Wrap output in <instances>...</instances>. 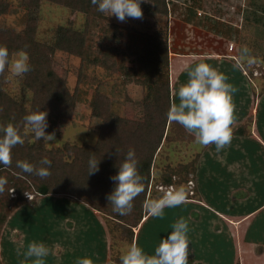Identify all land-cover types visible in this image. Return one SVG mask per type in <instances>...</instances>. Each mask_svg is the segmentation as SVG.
<instances>
[{"label":"rangeland","instance_id":"obj_1","mask_svg":"<svg viewBox=\"0 0 264 264\" xmlns=\"http://www.w3.org/2000/svg\"><path fill=\"white\" fill-rule=\"evenodd\" d=\"M168 1L170 13L167 26L169 46L172 51H203L208 48L209 42L214 41V38L205 39L203 30H201L203 27L199 26L201 29L187 27L184 21L190 8L199 19H204V28L210 29L214 26L215 31L227 38L235 37L237 45L234 44L233 51L240 52L247 44H254L252 48L255 50L259 48L258 44L264 46V0ZM0 2L7 4L6 10L0 13V37H4L5 31H23L30 23L35 24L34 40L44 43V45H51L55 42L60 28L71 27L86 31V44L91 48L93 54H97L95 49L100 43H116L124 47L128 41L129 33L153 32L163 28L166 23L164 16L153 14V5L149 0H141L142 18H127L121 22L115 15L99 13L90 17L87 26L86 15L83 12L67 7L59 1L42 0L37 7L29 6L25 0H0ZM215 16L217 19L214 18ZM209 18L213 20L208 23ZM245 41L247 44L244 43ZM224 43H228L227 47L230 45L229 42ZM217 45L221 46L219 43ZM17 52L18 50L13 51L11 56ZM169 55L172 54L169 52ZM45 57L53 71L61 79H64L65 86L74 99L71 112L63 108L62 116L53 112L48 113L47 128L49 130L47 133L55 132V140L49 141V143L43 140L46 147L94 145L104 122L102 116L94 115L93 103H95V99L102 104V111L109 112L110 118L119 117L131 124H144L147 114L151 111L150 109L148 113L145 111L148 100L145 99V88L142 85L127 81L119 72H113L99 64L83 62L80 56L65 50L46 51ZM131 61L132 57H129L127 64L131 65ZM170 70L169 65V80H171ZM3 85L4 89L24 109H31L34 93L24 85V75L11 76L6 66ZM117 127L119 126L117 125ZM122 127L120 124L119 128ZM167 127L166 132L169 131V135L166 140H162L163 145L158 148L155 155V161L151 168V184L153 180V185L149 184L148 188L154 193L161 194L179 188L183 189L184 196H191L194 191L197 193V189L195 183L190 184V180L184 182L178 176H173V179L180 181V184L176 186L175 184L164 185L159 182L156 184V180L170 175L171 168L178 169L182 164L186 165L190 159H193L196 152H199L200 157L207 146L196 143L195 137L175 121H171ZM24 130L27 133L25 141L31 144L36 139L29 135L31 131L28 130V125ZM75 156L76 154L73 153L72 158ZM66 158H68L67 155ZM77 170L79 171V166ZM186 170V168L182 170V173H186ZM210 186L215 190L216 184L210 183ZM223 186L219 185V193L223 194L222 202L219 198L221 209L224 208V205L228 208V203L224 202L226 199L244 198L245 193L239 189L232 193L233 198H231L232 194L228 192V188ZM10 192L12 196L15 195L13 189H10ZM25 196L29 201L11 210L1 229L0 259L2 264H32V258L25 257L23 252L26 251L27 245L33 241L43 242L50 249L49 255L44 258L45 264H76L77 258L86 257L85 254H76L75 246L77 245L78 248L81 247V250L90 247L89 245L93 246L95 250V255L92 256L93 264H120L121 253L130 245L129 233L123 232L113 223L108 225L104 220V214L100 211L65 194L40 195L35 202L30 201L33 193L26 192ZM182 204L165 207L164 217H158L163 220L164 226L157 229V231H161L157 233L159 237H155L156 234L153 235L154 230L150 224L144 226L146 237L152 235L153 240L145 238L147 242H154L157 245L161 237H166L170 233L171 229L168 227L172 225V208L181 210L182 207H185ZM191 213L190 209L188 212L190 217ZM182 214L186 217V213ZM141 222L132 228L133 242L135 243ZM249 223L245 222L244 226ZM251 224L258 226L256 238L259 239L261 246H256L253 250H244L243 245L236 248L234 240L239 237L237 233L234 235L231 232L233 237L230 236L228 242L227 239L221 240L222 234H227V232H224L220 227L219 231L212 227L211 233H219V240H217V245L210 248L211 255L207 257L215 258V260L219 258L223 261L222 264H233L235 258L242 261L244 255L249 264H264V250L262 251L264 247V211L256 215ZM196 226L198 227L195 228V232H188L191 241L189 248L193 242L198 241L197 234L201 232L200 225ZM191 233L193 234L191 235ZM213 237L215 238V236ZM144 243L139 246L143 247ZM221 243L222 247L219 248L218 245ZM203 251L204 249L198 248V245L196 249L195 247L191 249V253L194 252V254L196 252L202 255ZM255 256H259L261 260H256Z\"/></svg>","mask_w":264,"mask_h":264},{"label":"trees","instance_id":"obj_2","mask_svg":"<svg viewBox=\"0 0 264 264\" xmlns=\"http://www.w3.org/2000/svg\"><path fill=\"white\" fill-rule=\"evenodd\" d=\"M42 0H25L29 6L37 7ZM62 2L65 6L83 12L86 15V26L93 15H98L97 7L91 0H52ZM153 7L152 12L157 16H164L166 23L163 28L153 32L129 33L128 41L124 47L114 43H100L96 47L97 54H93L91 48L86 44V31L77 30L71 27H62L57 32L55 42L51 45H44L34 40L35 24H27L23 31H5L4 37H0V45L6 46L9 55L13 51H25L29 56L31 70L24 75V85L33 91V104L31 109H24L15 98H13L3 85L4 71L0 72V124H14L23 140L27 137L25 127L27 126L24 117L27 114L37 111L57 113L62 116L63 108L71 112L74 106L73 96L65 86L64 79H61L50 67L46 59V51L65 50L81 57L83 62L99 64L113 72H119L127 81L142 85L145 88V99L147 114L144 124H131L119 117H109V112L102 111V104L94 100V115L104 118L97 142L94 145L75 146L65 145L64 147L48 148L43 139H36L32 132L31 137L36 140L31 144L26 141L17 144L12 149V163L0 165V176L6 178L4 191L0 192V232L9 216L14 210L29 201L25 196L26 192L33 193L31 202H35L38 196L54 194L69 195L80 202L87 204L93 209L104 214V220L109 225L113 223L120 227L123 232L129 233L130 244L133 243V227H136L142 218L148 213L144 204L148 200L158 198L161 193H154L149 189L151 184V168L155 161L158 148L163 145L169 135L167 125L171 124L168 116L169 106L172 103L169 80L170 46L168 36V15L170 13L168 0H149ZM7 4L0 2V13L4 12ZM189 15V14H188ZM188 18V17H186ZM244 41V40H243ZM244 43L247 44L245 41ZM254 44H247L250 55L255 60L259 69L264 67V46L258 44V49L252 48ZM260 45V46H259ZM261 47V48H260ZM132 57L131 65L127 59ZM259 65V66H258ZM243 65L252 75L253 68ZM262 87L264 90V75H261ZM251 118L243 122L238 128L232 130L235 134L247 135L251 130ZM120 124L122 128L120 129ZM117 125L119 127H117ZM184 128V127H183ZM185 129V128H184ZM49 129L46 128L47 132ZM134 149L138 160V170L143 176L144 190L134 199L133 210L124 216L112 210V205L106 199L114 188V182L110 179L118 171L119 163L124 159L129 149ZM119 150V152L117 151ZM76 156L72 158V154ZM66 155L70 158H66ZM48 157L52 161L50 174L40 177L34 173H25L16 166L17 160L28 161L39 167L42 157ZM95 156L100 160L99 171L88 175V159ZM72 158V159H71ZM199 152H196L193 159L186 165L171 168L170 175L156 180L164 185H178L180 181L173 179V176L193 181L195 176ZM79 166V171L77 167ZM186 173H182V170ZM190 176V177H189ZM153 185V180L152 184ZM10 189H13L14 196ZM196 196L194 193L191 196ZM141 232L138 233L136 242L140 244ZM231 235L226 234V239ZM225 239V240H226ZM246 240L248 236L246 233ZM0 264L2 261L0 259ZM238 264V263H236Z\"/></svg>","mask_w":264,"mask_h":264},{"label":"clouds","instance_id":"obj_3","mask_svg":"<svg viewBox=\"0 0 264 264\" xmlns=\"http://www.w3.org/2000/svg\"><path fill=\"white\" fill-rule=\"evenodd\" d=\"M101 13L115 15L123 22L127 18H142L141 0H91ZM255 63L247 47L240 50L239 59L233 65L251 67ZM7 66L11 76H22L31 70L28 54L21 50L11 57L6 46L0 45V72ZM238 89L228 82V77L214 66L199 62L187 69V80L176 92L177 100L169 106L167 116L170 120L182 125L193 133L195 142L207 146L215 144L219 152L232 140L231 125L234 120V104L232 97ZM24 121L36 139L45 142L55 140V132L47 133V112L37 111L25 115ZM24 140L18 128L12 124H0V165L12 163V149ZM119 152V150L117 149ZM37 167L28 161L17 160L16 166L25 173H34L40 177L50 174L52 161L42 157ZM100 160L95 156L88 159V175L99 171ZM114 182L113 190L106 199L112 205V210L121 216L133 210L134 199L144 190L143 176L138 170V160L134 149H129L124 159L118 165V171L110 177ZM6 178L0 176V192L4 191ZM185 201L183 189L166 191L158 198L148 200L144 207L153 217L163 218L165 207H174ZM172 231L161 237L154 252L149 254L137 243L127 246L120 257V264H188L189 244L188 222L179 218L171 225ZM50 249L43 242H31L23 255L32 258V264H45V257ZM76 264H93L89 257H79Z\"/></svg>","mask_w":264,"mask_h":264},{"label":"crops","instance_id":"obj_4","mask_svg":"<svg viewBox=\"0 0 264 264\" xmlns=\"http://www.w3.org/2000/svg\"><path fill=\"white\" fill-rule=\"evenodd\" d=\"M198 13L200 14V12ZM188 14V18L184 21L187 27L189 29L203 27L200 29L203 30L205 39L214 38V41L209 42L208 44L210 45L203 51H172L170 46V53L172 54L170 55V89L172 102L177 100L176 92L179 86L187 80L188 67L203 61L225 74L228 77V82L238 89L232 97L234 120L231 129L235 130L249 118L252 121L249 134L232 133L231 142L219 152L216 151L215 144L207 145L199 157L193 178V183H195L197 189L196 196L193 198L185 197L184 204L181 203L185 207H182L181 210H179L180 208L174 210L172 208L173 220L171 224L183 217L188 222L189 231L195 232V228L198 227L196 225H200L201 227L199 229L201 232L197 234L198 241L193 242L192 246L196 249L198 245V248H203L204 251L202 255L196 253L198 251L195 254L194 252L191 253V249L194 248H191V246L189 248L188 263L222 264L223 261L219 258L215 260V258L207 257L211 255L210 248L217 245V240H219V233H211L214 228L217 231H219V227L222 228L224 232H229L231 237H233L232 233L234 235L237 233L239 237H236L234 240L236 248L243 245L244 250H253L256 246H261L259 239L257 240L256 238L258 226L256 224L252 225L251 222L256 215L264 211V90L261 89L263 82L261 75H264V67L259 69L256 66H252V75L243 65L240 68H235L233 65L239 59L240 52H235L233 51L234 49L230 50L229 46L227 47L228 43H224L229 42L230 44L237 45L235 37L231 36L227 38L225 35L215 31L216 28L214 26L213 28L210 27V29L204 28V19H199L193 13L192 8L189 9ZM214 18L217 19L216 16ZM210 20L213 19L209 18L208 23ZM221 40L223 41L221 42ZM218 43L221 45L220 47L217 45ZM259 124H262V126H259ZM190 134L194 136L193 133ZM210 183L216 184L215 190L212 189ZM219 185H224L223 187L228 188V192L231 194L238 189L243 191L245 193L243 195L244 198H234V200L226 199L224 202L228 203V208L224 205V208L222 207L221 209L219 206L221 205L223 199L221 196L223 194L219 193ZM230 197L233 198V194ZM219 198H221V202H219ZM229 205H234L235 207ZM190 209L192 210L191 217L189 216L190 213L188 215ZM182 213H186V217ZM141 221L139 228V232H141L140 244L145 242L142 248L145 252L151 254L154 252L156 244L150 241L147 242L148 239L153 240L152 235L148 238L146 237L144 226L150 224L155 232H153V235L156 234L155 237H159L157 233L161 231H157V229L163 226V220H160L158 217H153L148 213ZM245 222L250 223L244 226ZM168 228L171 229V226ZM246 233L248 240L245 239ZM222 239H226V234H222ZM227 240L229 242L228 237ZM89 246L86 249L82 248V250L81 247L78 248V245L75 246L76 254H85L86 257L91 258L93 261L94 258L92 256L95 255V250L93 246ZM218 246L221 248L222 243ZM255 259L261 260L259 256H255ZM246 260L247 258L243 255L242 261L239 259L236 260L235 258L233 264H249Z\"/></svg>","mask_w":264,"mask_h":264},{"label":"built area","instance_id":"obj_5","mask_svg":"<svg viewBox=\"0 0 264 264\" xmlns=\"http://www.w3.org/2000/svg\"><path fill=\"white\" fill-rule=\"evenodd\" d=\"M233 46H234L233 43H231V44L229 45V49L232 50V49H233ZM190 184H193V181H190ZM192 192H193V190L191 191V193H192Z\"/></svg>","mask_w":264,"mask_h":264}]
</instances>
